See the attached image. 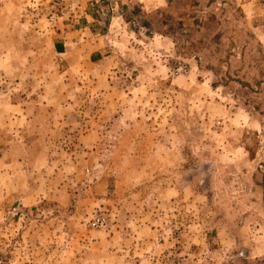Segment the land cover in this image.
<instances>
[{
  "label": "rangeland",
  "instance_id": "rangeland-1",
  "mask_svg": "<svg viewBox=\"0 0 264 264\" xmlns=\"http://www.w3.org/2000/svg\"><path fill=\"white\" fill-rule=\"evenodd\" d=\"M0 264H264V0H0Z\"/></svg>",
  "mask_w": 264,
  "mask_h": 264
},
{
  "label": "built area",
  "instance_id": "built-area-1",
  "mask_svg": "<svg viewBox=\"0 0 264 264\" xmlns=\"http://www.w3.org/2000/svg\"><path fill=\"white\" fill-rule=\"evenodd\" d=\"M84 173H85V174H87V173H88V171H87V170H85V171H84ZM99 221H100V219H99V218H95V219H94V222H95V223H93V224L95 225V224H96V223H98Z\"/></svg>",
  "mask_w": 264,
  "mask_h": 264
},
{
  "label": "crops",
  "instance_id": "crops-1",
  "mask_svg": "<svg viewBox=\"0 0 264 264\" xmlns=\"http://www.w3.org/2000/svg\"><path fill=\"white\" fill-rule=\"evenodd\" d=\"M60 134V133H59Z\"/></svg>",
  "mask_w": 264,
  "mask_h": 264
}]
</instances>
